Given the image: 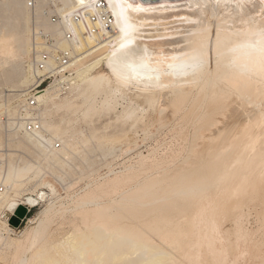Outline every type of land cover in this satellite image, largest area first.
<instances>
[{
  "label": "bare ground",
  "instance_id": "obj_1",
  "mask_svg": "<svg viewBox=\"0 0 264 264\" xmlns=\"http://www.w3.org/2000/svg\"><path fill=\"white\" fill-rule=\"evenodd\" d=\"M98 1L100 0H83V3H81V0H61L62 4L60 5H62V8H65V11H68V8L71 7L72 11L78 8H85V12L86 10H91L93 5ZM102 1L107 4L113 16L115 34L111 39L97 46V51L95 53L81 60L77 66L74 67L71 72L70 81L66 84L67 92L73 95L72 98L63 97L64 99H59L60 103L58 101L57 103L54 100L59 96V92L55 89V84L51 85V83V86L45 90V96L41 98V105L43 108H41L40 111L44 132L52 133V135L56 136L60 141H64L65 138H67L65 129H60L58 126L54 127L49 121H46V117H49L51 109L57 113L63 112L66 114L80 111L86 116L89 113H97V97L103 95L104 100L101 101V105L103 106L105 104L104 106H107L109 104L107 99L117 94L121 95L133 91L136 95L134 98H139L138 100L142 101L141 104L146 102H143L144 100H147L146 103L149 104L146 106L155 104L159 113L171 108L172 112L175 114L184 111L183 115L195 114L197 116L199 121H194L197 122V124L200 122V125H205L203 127L208 132L205 134L206 136L204 135L205 137L200 140L199 145L196 146L198 152H195H197L196 155L208 161V163L211 164V162L214 161L213 163H216V165L218 164L215 168L218 169L220 166L217 171L218 173L221 172V176L222 172H226V178L224 177L223 181L220 180V182H223V186H220V188L222 187L224 189L230 185L231 182L234 183L231 180L238 182L239 178L235 173L241 174L244 179L247 176L244 174L256 175H253L254 177L252 176L255 178L254 180H251L253 178L249 177L250 180L253 181V186L258 183L256 177L261 179L264 183V0ZM60 5H55V12L59 14L62 11ZM52 12H54V10ZM125 19L133 25L132 30H130L127 35H125L122 30L125 26ZM40 32L45 33L43 30L36 29L34 31V37L35 35L38 36ZM58 33V29L55 26L51 34L56 35ZM128 41H131V43H128ZM4 42H6V40H4ZM124 44L127 46L122 48L121 45ZM84 45L85 47L91 46L92 40L87 39ZM22 49L24 48L22 47ZM30 51L29 45H27L25 54H28ZM129 63L145 65L146 68L139 75L132 74L125 66ZM27 67L28 74L24 75V77L19 80L18 86L21 88H28L21 90L22 92L24 91L22 94H18L19 101L33 85L38 83L30 72V62ZM60 84L61 83L58 85ZM133 92H131L132 95ZM168 97L171 99H168ZM76 101L78 102L77 104L75 103ZM154 108L155 107H153V109ZM16 115L13 120L11 118L12 121H10V124L15 121L17 118ZM181 117L183 118L186 116ZM190 117L189 115V118ZM23 135L27 142H32V137L26 134ZM50 139L53 140L54 138L52 139L51 137ZM32 144L36 150H38L37 152L41 157V161L51 163L52 158H59V153L52 151L50 148L49 150L45 149L38 141L32 142ZM66 146H68V142L64 141V148H67ZM16 147H20V143ZM2 150L0 146V151ZM61 154L65 155L66 153L63 151ZM63 158L65 159V156H63ZM54 160V163L58 162V159L57 161L56 159ZM254 162H256V164ZM183 169H180V172L177 171V175L173 174L174 176H172V178H177L176 176H178L180 179H184L183 177L185 176L180 177L184 172ZM29 170L30 167L27 164L18 166V164L15 163L14 166L10 164L9 161L5 169L3 168L1 183L4 189L0 192V195L4 194L0 197V208L3 209L0 211V220H2L0 221V242H2V240H8L2 237L1 230L4 229L5 231L7 230V232L8 230L14 231L10 227L9 218L6 217L5 220L3 219L4 213L8 211L4 208L7 206L10 207L11 210L7 213L12 215L15 209L21 207V204H24V202L20 201L16 204V199L20 195L22 196L15 187L17 184L16 179L20 178ZM230 174L231 178L234 175H236V177L233 179L230 178L231 182L228 183L226 180L229 178L227 176ZM193 176L194 174L192 177ZM172 178H170V182L165 181L167 183H165L166 186H168V183L173 184L172 180L174 181V179ZM179 178L176 179L177 182H180L178 180ZM216 179L218 180L221 178L217 176L215 180ZM242 179L243 178L240 180ZM190 180L191 181L187 183L188 185L195 181L194 179ZM248 180L247 177L245 181ZM154 181L156 180L154 179ZM224 181H226L225 183L228 185H224ZM242 181L238 184L235 182V185H241ZM149 182L146 184L148 185ZM217 182H219V180ZM151 183L150 186L153 185V183ZM242 183H244V186L246 185L244 181ZM261 183L257 185L260 187ZM146 184L144 182L140 187H135L136 189L134 190H130L129 188V191L132 192L128 194L127 197L124 196L125 198H122L117 203H111L108 207L102 206L85 211L83 214H85L84 217L86 218L89 217L86 216V212L87 215L90 213V216L93 218L96 217L95 214L97 212V219L92 218L91 221H89V217V222H85L87 219L83 217L85 220L83 221L84 229L74 230L69 236L62 240V243H60V245H64L63 248L65 253L61 250V252H56L54 255L48 256L43 248H39L38 246L35 249L34 246H37L40 242V238H42L40 237L41 233H44V229L42 230V228L48 216L46 213L50 215L51 213L49 212H52L50 208L53 207L50 206L45 213L47 215H45L46 219H38L37 227L33 229L31 233L28 232L26 239H24V241L32 242V247L35 250L33 253H31L32 251L30 252L31 255L29 259L26 260L27 263L24 264H171L173 262L171 258L172 255L168 253L163 246L165 244L170 246L175 244V246H177L175 242L178 244H180V242L183 243V240L186 239L185 237L191 235L197 237V239L199 237L203 238L202 243H205L208 249L210 248V253L212 252V254L215 255L213 251L217 249L216 244L221 245L222 242L220 239L223 235L220 237L218 231L215 230L216 232H214L215 228L213 225L216 223L213 219H210L211 216L208 215L209 211L207 210L208 207L206 204L208 203V205H211L213 199H207L208 201L210 200V203L206 202L204 205L195 203L198 206L196 207L194 204L196 209L193 214L188 215V217L183 214L185 213L184 210L193 206L192 203L205 202L206 198L211 197L210 193H208L209 196H206L208 195L206 189L209 192L206 185L203 190L201 189L202 187H200V190L202 192L204 191V193L198 194L201 195L200 197L198 196L199 198H196L195 195L197 194L195 191H191L185 196L178 197L182 199L176 200L174 203L175 209L172 210V212L176 213L180 210L179 212L182 213V216L177 214V224H175L173 228H170V232L167 231L168 228L166 231H160L159 229L161 228L156 227L157 223L154 221L157 219L158 223H161L157 226L162 224L164 226L165 222L170 221V219H168L169 217L167 218L169 221L165 219L166 217H161V212H158L159 209L156 211V213L158 212L156 215L153 214L152 216L151 214V217L148 219L145 218L147 214H139L140 216L133 215L132 218H129L131 221L135 220L133 224L125 227L123 223L120 222L122 227L117 225V215L110 214V210L112 208H117L118 205H128L137 200L140 201L137 193L142 186ZM174 185L175 184L172 186ZM250 185L251 183H248V186ZM231 186L232 187L229 186L227 188L229 193V189L235 187L233 184ZM241 186L237 187L241 189ZM50 187L52 189L51 185ZM163 188H165V186ZM227 189L225 188V190H222L224 191L221 193L223 199L225 198L224 196L227 197L231 195L229 193H227L229 195L223 194ZM234 189L233 191L242 193V190L237 191L239 188ZM11 190H15L13 195H11ZM243 190L247 189L244 187ZM220 191L221 190L218 192L219 195ZM162 192L163 195L160 194V196H164L165 191ZM155 193L156 192H154V194ZM237 194L238 193H233L230 198ZM42 195H44V193H42ZM145 195L144 190L143 199ZM170 196L171 194L169 197ZM173 197L175 198L176 196ZM218 197L217 201L222 198ZM230 198L227 197L225 201H229ZM233 199L234 198H232V200ZM217 201L213 203L222 204ZM148 204H150V202ZM262 204H264V202ZM213 205H211V210L213 209ZM193 207L191 209H193ZM214 211L215 210H213V213ZM210 213L212 212L210 211ZM42 216L44 217V215ZM160 218H164L166 221L163 219V221L161 220L159 222ZM237 218H239V216ZM210 220L213 221L214 224ZM33 221L34 220H32V222ZM151 223H156L154 225L158 229H154ZM179 224L185 226L189 224L190 226L187 227H190V230L185 229L182 232V230L179 229L180 231L177 232L178 227L176 225ZM145 226L147 227L146 230L143 229ZM163 226L161 230L165 229ZM167 226L168 224L165 225V227ZM151 227H153V230H149ZM215 227H218L216 229L219 230V226L216 225ZM156 230H158L156 234H158L159 238H155L161 240L159 243H154L149 236L150 234L152 236L154 233V237L155 232L152 231ZM148 231H150V233H148ZM171 231H176V234L171 233ZM44 234L42 236H44ZM12 242L11 240L8 246H10ZM17 244L18 247L23 248L20 243ZM173 248L175 250H177V248L179 249V247ZM52 249L55 250L54 247H52ZM22 259L19 262H21Z\"/></svg>",
  "mask_w": 264,
  "mask_h": 264
},
{
  "label": "rangeland",
  "instance_id": "obj_2",
  "mask_svg": "<svg viewBox=\"0 0 264 264\" xmlns=\"http://www.w3.org/2000/svg\"><path fill=\"white\" fill-rule=\"evenodd\" d=\"M30 3L33 4L31 7H29ZM52 4L60 5L62 2L61 0H0V146L3 149L0 151V160L4 163V169L8 161L14 166L16 163L18 166L27 164L30 167L28 172H25L20 178L16 179L17 184L15 187L17 191L22 194V196L20 195L16 199V204L20 201L32 207L28 213L25 210V215H27L21 217L16 225H11V223H9L14 231L8 230L7 232V230H1L2 237L8 240H2L3 243L0 242V264L27 263L26 260L29 259L31 253L35 251L34 248L36 249L38 246L39 248H43L48 256L54 255L56 252H61V250L64 252V245H60L62 240L69 236L74 230L84 229V219H87L85 221L87 222L89 217V221L93 218L90 216V213L87 215V212L86 216L89 217H84L85 214L83 213H85V211L102 206L108 207L111 203H117L122 198H125L124 196L127 197L128 194L132 192L129 191V188L130 190H134L144 184V182L146 184L150 180L149 184L143 185L137 193L140 201L137 200L128 205H118L117 208H112L110 210V214L117 215L116 221L118 226L120 225L122 227L121 223H123L125 227L133 224L135 220H132V222L129 219L132 218L133 215L140 216L147 214L145 218L148 219L151 217V214L153 216V214L156 215L158 212H161V217H166L165 219L169 217L168 219H170V221L168 219L167 221L170 223H164L165 225L168 224V226L165 227L163 224L157 226L161 224L158 223V219L154 221L157 224L151 223V226L153 225L154 229H158L156 227L162 229L163 226L165 229H159L160 231H166L167 228V231H169L171 230L170 228H173L175 224H177V214L182 216V213L179 212L180 210L176 213L172 212V210L175 209L174 203L176 200L182 199L178 197L185 196L189 192L195 191L197 194L195 196L197 198L201 196L198 194L204 193V191L202 192L200 190V187H202L201 189L203 190L206 185L209 189L208 192L205 187L206 193H210L211 197L206 198L205 202H194L192 203L194 207L191 206L184 210L185 213L183 214L188 217V215L193 214L196 209L195 205L196 207L200 204L204 205L212 199L211 205H213L215 203L214 201H217L219 190L221 191L218 198L222 197L221 199H223L221 193L224 191L222 190H225V188L227 189L229 186L232 187L231 185L233 184L235 186L234 188H239L237 191L242 190V193L233 191L235 189L231 188L232 190L229 189L230 193L227 189L226 191L228 192L225 191L223 194H231L227 196L230 198L233 193H238L232 197L235 200L230 198V200L228 199L229 201H225L227 197L224 196V201L222 200L219 202L221 199L217 201L222 204H214L212 210V206L208 205V203L206 204L209 213L210 211L213 213V210H215L213 214L208 213V215L211 216V218H209L213 219L216 223L213 225L215 228L214 232L218 231L219 233H217L220 234V237L223 235L220 239L222 242L221 245L216 244L217 249L213 251L215 255L212 254V252L210 253V248L208 249L205 243H202L203 238L199 237L197 239V237H193V235L185 237L186 239L183 240V243L180 242V244H178L175 242L177 246H175V244L172 246L165 244L163 247L172 255L171 258L173 262L171 264H264V204H262L264 202L262 201L264 200V183L261 179L256 177L258 183H262L260 187L257 185L258 183L253 186V181L251 180H254L255 178L253 177L256 175L244 174L247 175L245 179L247 180L248 177V182L245 181L241 174L235 173L239 178L238 182L231 180L235 178L236 175H232L233 177L231 178L230 174L227 176L229 178H227L226 181L228 183L233 181L234 183L231 182V184L228 185L225 183L226 181H224V185L227 184L228 186L224 189L222 187L220 188V186H223L222 181L224 180L226 172H222L221 176V172L218 173L217 171L220 166L218 169L215 168L218 164L216 165V163L212 161L211 164H213L211 165L208 161L196 155L198 152L196 146L199 145L200 140L206 136L205 134H207L208 131L203 127L205 125H200V122L198 124L195 122L198 120L195 114L183 115L184 111H180L182 114L180 112L175 114L172 112L171 108V110L166 109L159 113L155 104H150L152 107L146 106L149 104L146 103L147 100L143 101H146V104H141L142 101L138 100L139 98H134L136 95L133 91H131L133 95L130 91V93L125 91L126 93L121 95L117 94L107 99L109 102L107 106H104L105 104L103 106L101 105V101L104 100L103 95L97 97V113H89L86 116L80 111L66 114L63 112L57 113L51 109L49 117H46V121H49L54 127L58 126L60 129H65L67 138H65L64 141L68 142L67 148H64V141H60L56 136L52 135V133L47 132L52 139L54 138L53 140L60 143L59 149H51L59 153V158H52L51 163L41 161V157L37 152L38 150H36L32 144V142H36L34 139L32 142H27L22 133L15 131L9 132L6 130V121H12L15 118L16 105L19 101L18 94H22L24 91L22 92L21 90L28 88L19 87L18 82L24 75L28 74L27 65H29L31 57L34 31L40 29L45 33L51 34L55 27L50 24L48 15L53 11ZM4 40H6V42H4ZM26 44L29 45V51L31 47V51L28 52V54L26 53L27 55L25 54ZM22 47L24 49H22ZM72 96L73 95L65 91V94L59 93V98L57 97L58 99L56 98L54 101L60 103V100L64 99L63 97L72 98ZM168 99L171 98L168 97ZM138 101H140V105L137 103ZM75 103L77 104L78 102L76 101ZM153 107L155 108L153 109ZM181 116H186L183 117L186 120ZM202 122L206 123L205 121ZM19 143L20 147L17 148L16 146ZM45 149L49 150V148ZM63 151H65V155L61 154ZM63 156H65V159ZM54 159H56V161L58 159V162L54 163ZM254 163L256 164V162ZM180 169L184 170L183 174H179L180 177H185H183L184 179H180L176 176L180 181L177 182V178H172V176H174L173 174L177 175ZM193 174L194 176L192 177ZM217 176L221 178L218 179L219 182H217V179L215 180ZM249 177L253 179L250 180ZM170 178L174 179L175 182L172 180L173 184H175L174 186L170 183L166 186V182L171 181ZM241 178H243L242 180L246 183L245 186L243 185L244 183H242L243 181L240 180ZM154 179L156 181H154ZM190 179H194L195 181L188 185L187 183L191 181ZM220 180L222 181L220 182ZM239 180L242 181L241 185L243 186L240 184L235 185L236 183H240ZM151 182L153 185L150 186ZM247 182L251 183V185L248 186ZM163 185L165 188H163ZM237 186H241L242 188L240 189V187ZM244 187L247 190H243ZM144 190L146 195L143 199ZM11 191V195H13L15 190ZM162 191H165L164 196H160V194L163 195ZM154 192L157 194H154ZM42 193H44V195H42ZM170 194L171 196L169 197ZM2 195H0V197ZM173 196L176 197L174 198ZM206 196H209V194ZM207 199L210 200L208 201ZM149 202L150 204H148ZM50 206L53 208H50L52 212H49L51 213L49 215L46 213V210L47 208L49 209ZM192 207L193 209H191ZM4 209L8 211L11 210L8 206ZM1 210L3 209L0 208V211ZM156 211L158 212L156 213ZM7 212L4 213V220L6 217L10 220L12 217L16 216V211L12 215H9ZM42 215H44V217ZM45 215L47 216V220L51 219L44 221L46 223L43 225L42 230L44 229L43 231L45 234L43 233L44 236H42L43 234L41 233L40 237L42 238H40V242L33 248L32 242L24 241V239H26L28 232L31 233V231L37 227L38 219H46ZM95 216L96 217L93 219H97V212ZM238 216L239 218H237ZM163 219L160 218L159 222L161 220L163 221ZM32 220L34 221L32 222ZM211 222L214 224L213 221ZM154 224H156V227ZM216 225L219 226V230L216 229L218 228L215 227ZM176 226L178 227H175L177 228V232L180 230L183 232L185 229L190 230V227H187L190 226L189 224L186 226L182 224ZM146 228L145 226L143 229L146 230ZM150 229L153 230V227L149 228V230ZM152 232H155L154 237V233L152 236L151 234L149 235L152 241H154V243H159L161 240H158L159 236L156 234L158 230ZM148 233H150V231H148ZM171 233L176 234V231H171ZM11 240L13 241L11 244L12 247L11 245L8 246ZM17 243H20L24 249L18 247ZM52 247H54L55 250H53ZM173 247H179L180 250L178 248L175 250ZM21 259L22 261L19 262Z\"/></svg>",
  "mask_w": 264,
  "mask_h": 264
},
{
  "label": "built area",
  "instance_id": "obj_3",
  "mask_svg": "<svg viewBox=\"0 0 264 264\" xmlns=\"http://www.w3.org/2000/svg\"><path fill=\"white\" fill-rule=\"evenodd\" d=\"M32 5L30 3L29 7ZM60 6L62 9L60 14L55 12V5L53 4L54 12L48 14L50 24L56 26L59 33L53 35L40 32L38 36L35 35L33 38V50L29 60L30 72L38 83L33 85L18 102L15 121L12 124L10 121H6L7 131H18L26 134L38 141L43 147L50 149H59L60 143L51 140V136L42 128L41 98L45 96V90L55 84V89L59 93L65 94L67 91L66 84L70 81L74 67L81 60L95 53L97 46L111 39L115 34L114 19L104 1L96 2L91 10L85 12V8L72 11L71 7L68 8L70 11L68 12L62 8V5ZM87 39L92 40V45L89 47L84 45ZM59 83L61 84L58 85ZM3 168V161L0 160V192L4 189L1 183ZM21 207L27 213L32 208L27 204H21Z\"/></svg>",
  "mask_w": 264,
  "mask_h": 264
},
{
  "label": "snow or ice",
  "instance_id": "obj_4",
  "mask_svg": "<svg viewBox=\"0 0 264 264\" xmlns=\"http://www.w3.org/2000/svg\"><path fill=\"white\" fill-rule=\"evenodd\" d=\"M81 3H83V0H81ZM132 28H133V25L129 23L127 19H125V26H124V29H122L124 31V34L127 35L128 32L132 30ZM128 43H131V41H128ZM126 46H127L126 44L121 45L122 48ZM125 66L127 67L130 73L137 74V75H139L146 68L145 65H136V64H130V63L126 64Z\"/></svg>",
  "mask_w": 264,
  "mask_h": 264
},
{
  "label": "trees",
  "instance_id": "obj_5",
  "mask_svg": "<svg viewBox=\"0 0 264 264\" xmlns=\"http://www.w3.org/2000/svg\"><path fill=\"white\" fill-rule=\"evenodd\" d=\"M15 214H16V216H14V217H12L10 219L11 225H16L21 217H25L26 216L25 215V210L23 208H21V207L17 208Z\"/></svg>",
  "mask_w": 264,
  "mask_h": 264
}]
</instances>
